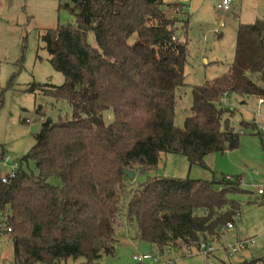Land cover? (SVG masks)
Returning a JSON list of instances; mask_svg holds the SVG:
<instances>
[{"label": "trees", "instance_id": "1", "mask_svg": "<svg viewBox=\"0 0 264 264\" xmlns=\"http://www.w3.org/2000/svg\"><path fill=\"white\" fill-rule=\"evenodd\" d=\"M163 0H69L74 23L41 34L61 85L31 82L30 93L65 100L71 116L46 118L35 143L18 159L15 176H0V211L12 244L13 264H99L113 254L120 218L134 238L164 247L199 250L219 240L242 214L233 198L240 175L204 180L147 176L129 188L123 169L155 170L161 153L205 167L204 157L238 147L229 121V95L264 97V19L238 23L234 57L220 76L191 85V115L173 124L177 90L185 85L186 40ZM185 12L183 4L170 5ZM182 21V20H179ZM184 37L187 19L183 20ZM93 34V42L88 33ZM134 36L133 42L129 39ZM174 37V38H173ZM112 108L113 121L102 113ZM22 122H24L22 120ZM256 130L255 123H245ZM33 161L38 173L23 163ZM55 178L59 184H53ZM127 198L126 205L122 204ZM261 259L234 264H260Z\"/></svg>", "mask_w": 264, "mask_h": 264}, {"label": "rangeland", "instance_id": "2", "mask_svg": "<svg viewBox=\"0 0 264 264\" xmlns=\"http://www.w3.org/2000/svg\"><path fill=\"white\" fill-rule=\"evenodd\" d=\"M69 0H0V176L9 174L18 166V159L35 143L43 121L59 115L71 116L67 101L56 100L41 93L26 91L29 83L49 82L61 85L64 76L51 65L41 34L57 25L74 23L73 14L63 6ZM162 9L177 18L176 36L186 40L185 85L177 90L173 124L182 127L191 115V85L220 76L234 57L235 31L238 23H253L264 18V0H229L228 9L217 7L221 0H163ZM173 3L183 4L185 12L175 13ZM187 19L184 37L183 20ZM182 20V21H179ZM93 42V34L88 33ZM134 36L129 41L133 42ZM223 107H232L230 125L241 133L238 147L223 152H211L204 157L205 167L189 165L185 156L161 153L155 170L145 174L135 173L129 188L147 176L178 177L213 180L222 175H240L242 192L232 197L240 202L242 214L236 217L232 228L224 229L219 240L206 241L214 250L164 247L162 250L134 238L136 227L127 223L125 206L121 212L118 241L115 251L103 255L99 264H134L133 254L151 253L160 264H234L241 260L261 259L264 264V194H257L264 186V103L256 97L241 99L228 96L221 101ZM106 124L113 121L112 108L102 113ZM22 120L24 122H22ZM245 123H255L260 134ZM263 127V129H262ZM37 174L34 162L23 163ZM53 184H59L51 178ZM126 197L123 205H126ZM0 264H13L12 244L8 238L4 213L0 211ZM236 238L252 239L247 248L230 252L229 246ZM83 259H69L66 264H78Z\"/></svg>", "mask_w": 264, "mask_h": 264}, {"label": "built area", "instance_id": "3", "mask_svg": "<svg viewBox=\"0 0 264 264\" xmlns=\"http://www.w3.org/2000/svg\"><path fill=\"white\" fill-rule=\"evenodd\" d=\"M229 0H221L220 3L217 4V7L218 8H221V9H228L229 7ZM174 38V37H173ZM263 99H258V104H260L262 102ZM263 129V127H262ZM15 176V170H12L9 174L7 175H4V176H1V181L6 183L8 181L9 178L11 177H14ZM257 194H264V186H261V187H258L257 190H256ZM2 223L0 222V225ZM233 225L231 222H228L226 224V226L224 227V229H227V228H232ZM223 229V230H224ZM7 231L10 230V228H6ZM252 239H239L237 241H235L233 244H230L229 246V249H230V252H235L237 249H240V248H247L248 246L252 245ZM200 247H204L206 249V253L214 250V248L210 245H208V242H205V241H201L200 242ZM187 253L188 254H191L192 251L191 250H187ZM132 259L134 260V264H160L157 256H153L151 253H142V254H133L132 255Z\"/></svg>", "mask_w": 264, "mask_h": 264}, {"label": "water", "instance_id": "4", "mask_svg": "<svg viewBox=\"0 0 264 264\" xmlns=\"http://www.w3.org/2000/svg\"><path fill=\"white\" fill-rule=\"evenodd\" d=\"M122 172L126 174L130 180H133V178L135 177V173L130 170L123 169Z\"/></svg>", "mask_w": 264, "mask_h": 264}, {"label": "crops", "instance_id": "5", "mask_svg": "<svg viewBox=\"0 0 264 264\" xmlns=\"http://www.w3.org/2000/svg\"><path fill=\"white\" fill-rule=\"evenodd\" d=\"M262 19H264V18H262ZM230 97L231 96H235V95H229ZM227 98V97H226ZM261 99H263L262 100V102H261V104H263L264 103V97H260ZM260 98H257V101H258V99H260ZM228 176V175H227ZM240 239V238H239ZM238 239L236 238V240L235 241H237Z\"/></svg>", "mask_w": 264, "mask_h": 264}]
</instances>
